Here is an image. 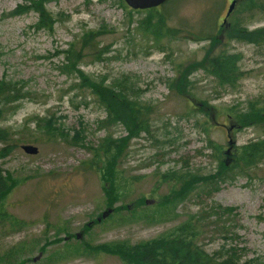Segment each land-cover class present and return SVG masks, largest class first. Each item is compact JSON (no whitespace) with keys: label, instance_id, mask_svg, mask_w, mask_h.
<instances>
[{"label":"rangeland","instance_id":"rangeland-1","mask_svg":"<svg viewBox=\"0 0 264 264\" xmlns=\"http://www.w3.org/2000/svg\"><path fill=\"white\" fill-rule=\"evenodd\" d=\"M230 2L168 0L133 10L124 0H56L45 5L53 21L47 30L37 27L32 10L15 15L25 1L0 0V80L27 92L6 104L0 118V128L10 135L0 142V166L16 181L0 203L3 264H122L118 256L93 247L169 237L189 220L199 224L198 244L207 252L235 250L241 263L264 264V161L228 181L201 179L215 173L219 162L233 165L243 145L264 138V127L237 120L251 101L264 104V43L223 40L219 45L241 55L243 74L233 86L197 68L186 75L184 94L175 88L179 73L201 60L207 45L186 33L215 30ZM243 8L237 0L225 24L264 27V16ZM158 14L179 37L153 43L142 33V21ZM90 31H101L97 40L107 52L99 60L84 56L78 69L107 83L131 75L141 103L149 106L150 123L148 132L128 141L113 167L117 199L111 207L121 209L78 239L75 235L109 207L104 192L109 184L103 180L107 161L100 155L90 164L95 149L108 136L126 135L121 124L100 126L104 107L90 89L80 87L76 73L63 72L65 51ZM26 144L37 152L25 153ZM179 175L197 178L189 179L193 188L185 197H179Z\"/></svg>","mask_w":264,"mask_h":264},{"label":"trees","instance_id":"trees-1","mask_svg":"<svg viewBox=\"0 0 264 264\" xmlns=\"http://www.w3.org/2000/svg\"><path fill=\"white\" fill-rule=\"evenodd\" d=\"M23 1L26 3L16 7L14 10L15 15L32 10L38 14V28L47 30L52 28L53 21L45 5L56 0ZM239 5L244 7L243 10L245 12H255L264 16V0H239ZM139 26L144 27L142 33L151 36L152 41H154L153 43H156V40L161 37L176 38L180 34L177 28L169 25L163 14H158L154 20L148 17ZM215 28V30L211 27L210 30L199 32L189 31L186 33L187 35H193L191 39L194 42H207V45L204 47V54L201 60L192 64L190 62V65L179 73L175 87L177 93H185L186 75L191 70L197 68L206 70L220 84L233 86L236 83L243 74L238 66L241 55L219 49V45L223 40H236L247 44L264 43V27L248 30L246 24L244 25L239 21H234L229 24L222 23L218 27L215 26ZM100 34L101 31H90L71 44L70 48L65 51L68 63L64 65L65 71L63 72L76 73V76L79 78L80 87L90 89V93L104 107L106 117L100 121V126L108 127L121 124L126 131V135L118 139H113L110 136L106 137L95 149L94 158L96 159L90 161V164H92L95 160H99L97 158L100 155L106 158L107 167L106 173H103V180L109 185L104 186V192L106 194L105 196L109 199V201L107 200L108 208H111L115 212L119 211L121 207H111L113 200L115 198L117 199L111 182L113 167L123 156L128 141L132 137L138 134L140 135L142 132H148L150 109L149 106L141 103L139 99L141 96L140 89L131 75H122L116 77L113 82L107 83L105 80H93L78 69V65L84 56L91 55L93 58L99 60L102 54L107 52V49H101L99 47L97 38ZM26 95L27 92H21L16 84L1 79L0 118L6 104L13 103L20 98H24ZM237 120L243 125L251 124L257 128L264 127V104H260L258 101H251L246 111L237 115ZM53 130L55 131V129ZM53 130L49 133L53 134ZM74 136H79V132L76 131ZM9 139L10 135L8 131L0 128V142H6ZM263 161L264 138H260L243 145L233 165L227 166L224 162H219L218 169L215 173L202 177L201 179H210L215 182L228 181L239 174H244L250 167H255ZM14 179L11 174L5 172L0 166V203L16 185ZM177 179H179L180 185L182 184L178 190L180 192L179 197H185L193 188L192 186L189 188L191 184L189 179L197 178H187L185 175H179ZM93 223L96 224V219L93 220ZM198 225L197 223L195 226L189 220L180 224L176 233L169 237L157 238L132 246L114 244L112 246L96 245L93 248L96 251L118 256L122 264H262L259 261L253 260H248L246 263L239 262V259L234 257L235 250H232L230 255L218 251L207 252L198 244ZM89 229L90 227L85 225L82 231L85 233ZM67 237L64 240H69L73 236L70 235ZM76 243L82 245L81 242ZM84 246L88 245L84 244ZM8 259L10 260V257ZM4 262V259L0 260V264Z\"/></svg>","mask_w":264,"mask_h":264},{"label":"water","instance_id":"water-1","mask_svg":"<svg viewBox=\"0 0 264 264\" xmlns=\"http://www.w3.org/2000/svg\"><path fill=\"white\" fill-rule=\"evenodd\" d=\"M166 1L167 0H124L125 4L133 10H144V9L154 8V7L162 5ZM235 2H236L235 0H232V2L230 3L226 16H228L233 10L235 6ZM22 149L25 151V153H28V154H35L37 152V148L29 144L23 145ZM110 212H111L110 209H106L105 211H103L101 213V216L97 218V221H100L101 219L106 218L110 214ZM90 224L91 223H88V225ZM75 236L78 239L81 238L82 232L77 233ZM37 258L38 257L33 258V261H35Z\"/></svg>","mask_w":264,"mask_h":264}]
</instances>
